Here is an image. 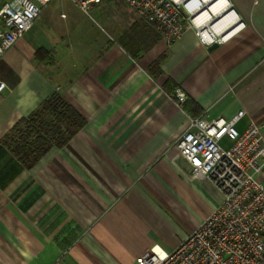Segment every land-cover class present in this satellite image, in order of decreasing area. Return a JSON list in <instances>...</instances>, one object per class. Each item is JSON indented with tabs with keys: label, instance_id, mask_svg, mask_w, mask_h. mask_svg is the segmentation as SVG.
Returning a JSON list of instances; mask_svg holds the SVG:
<instances>
[{
	"label": "crops",
	"instance_id": "0c3cea01",
	"mask_svg": "<svg viewBox=\"0 0 264 264\" xmlns=\"http://www.w3.org/2000/svg\"><path fill=\"white\" fill-rule=\"evenodd\" d=\"M227 1L243 26L214 48L191 29L167 45L110 0L103 6L114 21L126 17L121 32L95 34L66 11L47 28L46 13L4 51L0 264H137L151 247L173 250L218 207L221 191L189 177L174 142L188 117L239 111L240 131L252 120L264 135V0ZM176 90L186 95V111ZM53 92L86 121L25 167L3 138ZM259 179L264 184V173Z\"/></svg>",
	"mask_w": 264,
	"mask_h": 264
},
{
	"label": "built area",
	"instance_id": "2783aa9c",
	"mask_svg": "<svg viewBox=\"0 0 264 264\" xmlns=\"http://www.w3.org/2000/svg\"><path fill=\"white\" fill-rule=\"evenodd\" d=\"M52 0H13L0 3V57L33 26L41 9ZM89 14L105 0H70ZM167 44L186 30L205 46L228 40L243 23L227 0H120ZM218 1L223 5L210 8ZM231 14L228 22L220 21ZM7 89L0 78V93ZM172 97L181 105L186 95ZM239 111L229 119L188 117L174 142L189 164L191 178H207L221 191V203L171 251L151 247L137 264H264V135L250 120L243 130ZM223 140L225 143H223Z\"/></svg>",
	"mask_w": 264,
	"mask_h": 264
},
{
	"label": "trees",
	"instance_id": "16d2710c",
	"mask_svg": "<svg viewBox=\"0 0 264 264\" xmlns=\"http://www.w3.org/2000/svg\"><path fill=\"white\" fill-rule=\"evenodd\" d=\"M136 56V55H133ZM159 57L150 67L153 76L159 73ZM185 101L181 104L186 111ZM193 116V115H192ZM85 118L59 93L53 92L38 109L19 121L3 138L11 152L25 167H30L51 146L60 147L85 123ZM23 125V129L19 127Z\"/></svg>",
	"mask_w": 264,
	"mask_h": 264
},
{
	"label": "rangeland",
	"instance_id": "374dc122",
	"mask_svg": "<svg viewBox=\"0 0 264 264\" xmlns=\"http://www.w3.org/2000/svg\"><path fill=\"white\" fill-rule=\"evenodd\" d=\"M107 1L110 0H105L103 2L106 3ZM3 2H9L12 3L13 0H0V3ZM100 5L96 7H92L91 10L89 11V14H83L77 6L73 4L72 1L70 0H52L47 6H44L41 9V12L37 19H40L44 14L48 13L51 15V21L45 24V26L48 28L50 25L55 26L58 25V21L60 18L57 16L59 15V11H66L68 13H72L73 15H76L78 17L79 23L81 25H84L86 28H88L91 32L97 34L98 33V28L100 27L101 29H104L108 31L111 28H113L114 32H121L123 28L125 27L127 21L126 17L122 16V18H119V16H116L115 21L114 19L110 16L108 10V6L105 7ZM111 9H113V6H110ZM119 10L123 11L122 9L125 8V5H123L121 2H119V5L116 6ZM60 26V25H59ZM61 30V28H59ZM24 126L21 125L19 129H23ZM223 143L225 141L223 140Z\"/></svg>",
	"mask_w": 264,
	"mask_h": 264
},
{
	"label": "bare ground",
	"instance_id": "6f19581e",
	"mask_svg": "<svg viewBox=\"0 0 264 264\" xmlns=\"http://www.w3.org/2000/svg\"><path fill=\"white\" fill-rule=\"evenodd\" d=\"M222 5H223V2L218 1L215 4H213L210 8L212 9V11H216L217 9L221 8ZM230 18H231V14H229L225 18H223L220 21V24L228 22L230 20ZM156 249H158V248H156Z\"/></svg>",
	"mask_w": 264,
	"mask_h": 264
},
{
	"label": "water",
	"instance_id": "95a60500",
	"mask_svg": "<svg viewBox=\"0 0 264 264\" xmlns=\"http://www.w3.org/2000/svg\"><path fill=\"white\" fill-rule=\"evenodd\" d=\"M216 46V43H213L210 45V48H214Z\"/></svg>",
	"mask_w": 264,
	"mask_h": 264
}]
</instances>
